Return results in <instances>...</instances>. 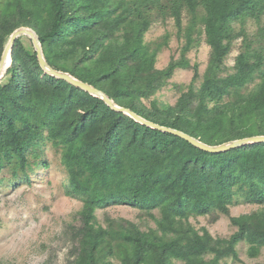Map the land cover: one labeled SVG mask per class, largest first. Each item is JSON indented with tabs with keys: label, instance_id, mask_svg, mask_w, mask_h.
Listing matches in <instances>:
<instances>
[{
	"label": "trees",
	"instance_id": "trees-1",
	"mask_svg": "<svg viewBox=\"0 0 264 264\" xmlns=\"http://www.w3.org/2000/svg\"><path fill=\"white\" fill-rule=\"evenodd\" d=\"M262 15L264 0H0V60L10 36L30 29L52 69L146 121L217 146L264 135V43L243 41L232 71L225 73L224 66L233 42L245 39V22ZM166 17L185 44L180 58L159 70L161 45L151 47L144 35ZM259 32L264 40V27ZM22 37L0 78V173L26 176L30 157H38L44 142L59 151L66 195L81 203L70 264H109L110 257L119 264H219L237 258L241 240L250 255L264 247L261 211L230 217L237 231L227 239L188 222L228 215L240 200L264 205V143L209 153L140 124L47 75ZM201 37L210 49L201 83L195 86L194 65L176 103H160L154 95L177 69L189 67L186 54ZM109 205L157 210L156 228L144 232L122 219L97 225L95 212Z\"/></svg>",
	"mask_w": 264,
	"mask_h": 264
},
{
	"label": "rangeland",
	"instance_id": "rangeland-1",
	"mask_svg": "<svg viewBox=\"0 0 264 264\" xmlns=\"http://www.w3.org/2000/svg\"><path fill=\"white\" fill-rule=\"evenodd\" d=\"M187 23V15L183 14V26ZM241 24H237L239 30ZM264 27V15L258 20H247L243 26L244 37L236 39L232 50L225 59V73L232 71L235 57L240 52L243 41L259 42L264 40L259 30ZM167 43L162 44L164 37ZM27 49H31L32 41L22 37ZM144 42L157 47L156 69H163L173 58L181 55L185 38L177 29L171 18H158L150 25L144 35ZM209 47L204 38L186 54L189 67L177 69L167 84L161 88L154 98L160 103L173 106L182 91L193 77V66L197 65L198 79L195 86L202 81L209 59ZM9 61V60H8ZM8 65V62L6 66ZM5 66V68H6ZM5 70V69H4ZM3 75V74H2ZM252 84L248 85L250 88ZM147 105V102L145 103ZM38 157H30L31 166L26 176L19 173L12 176L9 169L0 173V264H70L76 248L75 229L80 225L78 212L81 203L66 195L67 178L60 162V153L50 143L44 142ZM256 211L264 213V205L247 204L242 200L229 207V214L218 212L211 215L190 217L188 222L198 231L205 229L213 238H229L237 228L230 222V217L251 214ZM97 225L107 227V220H125L141 231L155 229L154 218L159 217L157 210L151 213L130 206L109 205L95 212ZM249 244L241 240L235 246L237 258L226 257L219 264H264V247L254 255L248 253ZM210 258V256H208ZM109 264H119L116 258H108ZM173 264H181L173 261Z\"/></svg>",
	"mask_w": 264,
	"mask_h": 264
},
{
	"label": "water",
	"instance_id": "water-1",
	"mask_svg": "<svg viewBox=\"0 0 264 264\" xmlns=\"http://www.w3.org/2000/svg\"><path fill=\"white\" fill-rule=\"evenodd\" d=\"M19 36H27L30 38V40L32 41L33 47L35 49L36 52V56H37V60L38 63L41 67V69L49 76L64 80L66 82H68L69 84H71L74 87H77L85 92H87L88 94L94 96V97H98L101 98L104 103L113 111L119 112V113H123L125 115H128L129 117H131L133 120H135L136 122L143 124L145 126H148L150 128L165 132V133H169L172 134L174 136H177L185 141H187L188 143H190L191 145L209 152V153H222V152H227L233 149H238L241 147H245L247 145H254V144H261L264 143V135L263 136H254V137H249V138H244V139H239V140H234V141H230L227 143H223L221 145H217V146H210V145H206L202 142H200L199 140L184 134L180 131H176L173 129H169L166 127H161L158 126L156 124H153L149 121L144 120L143 118L139 117L138 115H136L135 113H133L132 111H130L129 109L126 108H122L119 107L117 105H115L103 92H101L100 90H97L93 87H91L90 85L80 82L76 79H74L73 77H71L69 74L64 73V72H60V71H56L54 69H52L45 61L44 57L42 56L41 53V49L37 40V37L35 35V33L30 30V29H26V28H20L18 30H16L11 36L10 39L3 51L1 60H0V78L2 77V74L4 72L5 66L8 62L9 59V55H10V51L13 47L14 42L16 41V39Z\"/></svg>",
	"mask_w": 264,
	"mask_h": 264
}]
</instances>
